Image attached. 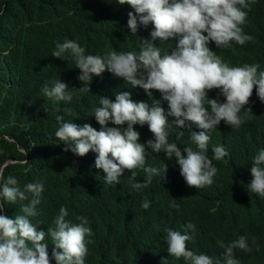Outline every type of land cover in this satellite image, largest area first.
<instances>
[{
    "label": "trees",
    "instance_id": "trees-1",
    "mask_svg": "<svg viewBox=\"0 0 264 264\" xmlns=\"http://www.w3.org/2000/svg\"><path fill=\"white\" fill-rule=\"evenodd\" d=\"M249 3L242 28L253 40L244 45L233 43L231 48H217L211 42L209 47L229 66L259 63L264 69V0ZM0 11V164L7 163L5 178L14 175L21 187L44 181L40 214L31 218L34 224L41 222L38 230L47 232L48 227H54L53 217L66 206L67 219L79 223L76 217L85 216L92 229L85 264H162L165 259L163 264H186L183 258L169 256L163 237L166 228L182 230L191 221L198 229L194 240L187 242L193 251L220 256L224 251L221 242L228 244L246 235L251 251L234 249L240 264H264V198L247 190L252 179L251 157L264 148V102L256 96L255 87L241 111L242 125L232 129L221 121L210 133L209 158L214 145H223L230 153V158L213 159L218 173L212 185L188 186L174 159L167 160L163 152L150 149L145 166L163 170L166 164L165 176L161 171L148 187L134 189L131 172L126 170L118 185L106 184V173L94 167L96 153L78 156L65 151L66 145L55 136L59 126L56 116L80 125L90 123L99 130L92 109L100 106V96L114 100L115 93L128 91L134 101L151 104L157 100L165 110L167 101L157 90L149 99L143 89L131 87L107 70L94 74L86 85L78 79L80 70L70 55L57 58L52 53L56 42L65 38L78 41L91 54L103 55L106 49L138 52L141 40H151L153 26H141L132 35L127 20L128 12L134 10L117 0H0ZM155 44L163 52L175 41L161 43L157 39ZM50 78H61L68 85L70 102L57 104L43 96L41 86ZM218 91L211 90L209 97L216 98ZM181 130L183 136L177 129L169 141L183 149L191 140L188 129ZM152 138L151 133L148 138L140 137V142ZM133 171L136 181L143 183V169ZM173 199L178 208L170 206ZM145 200L150 201L147 210L141 206ZM26 203H5L6 214H20V204ZM46 242L51 258L55 245L50 237Z\"/></svg>",
    "mask_w": 264,
    "mask_h": 264
},
{
    "label": "clouds",
    "instance_id": "clouds-1",
    "mask_svg": "<svg viewBox=\"0 0 264 264\" xmlns=\"http://www.w3.org/2000/svg\"><path fill=\"white\" fill-rule=\"evenodd\" d=\"M117 2L134 10L128 12L127 20L132 35H136L141 26H153L151 40H141L143 46L138 52L106 49L103 55L91 54L86 53L78 41L65 38L63 42H56L52 56L70 55L80 70L78 79L86 85L94 74L99 76L107 70L123 78L131 87L143 89L149 99L153 90H157L162 100L167 101V110L160 101L153 100L151 104L134 101L130 92L120 91L115 93L114 100L100 96V106L92 109L99 130L90 123L80 125L57 115L59 126L55 136L66 145L65 151L70 150L78 156L89 151L96 153L94 167L106 173V184L118 185L126 170L131 172L130 182L134 189L148 187L161 171L165 176L166 164L163 170L145 166L150 149L155 153L163 152L167 160L174 159L188 186L199 189L212 185L218 173L213 159L230 158V153L223 145H214L213 156L209 158L211 131L217 129L221 121L232 129L242 125L241 111L249 103L254 87L256 96L264 102L261 65L229 66L209 47L211 42L217 48H231L233 43L244 45L253 40L242 28L250 11L249 0ZM157 39L161 43L173 40L175 44H169L162 52L155 44ZM213 89L219 90L216 98L208 95ZM41 92L57 104L72 100V90L61 78L45 80ZM220 97L224 99L221 101ZM55 110L60 112L59 107ZM247 111L252 113L250 108ZM170 117L173 119L169 120ZM110 123L115 126H108ZM193 127L201 131H193ZM184 128L188 129L191 145L195 147L186 145L181 149L169 141L170 134L177 129L179 136H183L181 129ZM151 133L152 139L140 142V137L148 138ZM250 161L252 179L247 190L264 198V148H259ZM7 166V163L0 164V264H51L52 261L55 264H85L90 243L87 238L92 235L87 217L78 216L79 223L73 222L67 219V207L61 206L53 217L54 227H48L47 232L38 230L41 222L34 224L31 218L40 214L38 206L43 199L44 181L27 182L21 187L14 175L5 178L3 173ZM137 168L146 174L143 183L136 181L137 173L133 170ZM175 200L170 206L178 208ZM17 201L27 203L20 204V214L8 216L5 203ZM141 206L147 210L150 201H143ZM164 231L163 240L168 245L169 256L183 258L186 264H240L234 249L251 251L248 237L240 235L228 244L221 242L224 251L220 256L197 253L187 247V242L194 240L198 232L191 221L183 225L182 230L166 228ZM46 237L55 245L51 258Z\"/></svg>",
    "mask_w": 264,
    "mask_h": 264
}]
</instances>
